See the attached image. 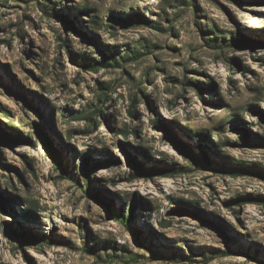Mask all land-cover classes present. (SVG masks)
Here are the masks:
<instances>
[{"label": "rangeland", "instance_id": "374dc122", "mask_svg": "<svg viewBox=\"0 0 264 264\" xmlns=\"http://www.w3.org/2000/svg\"><path fill=\"white\" fill-rule=\"evenodd\" d=\"M0 264H264V0H0Z\"/></svg>", "mask_w": 264, "mask_h": 264}, {"label": "trees", "instance_id": "16d2710c", "mask_svg": "<svg viewBox=\"0 0 264 264\" xmlns=\"http://www.w3.org/2000/svg\"><path fill=\"white\" fill-rule=\"evenodd\" d=\"M85 66L87 65V66H92V64H90V63H86L85 62V64H84ZM197 88H198V90L201 92L202 90H204L205 88L204 87H199V86H197ZM207 89V88H206ZM135 111H134V109H130V114L131 115H134L135 113H134ZM37 131L39 132V134L43 137V135H44V133L42 132V130H40V128H37ZM54 156H55V158L58 160V161H61V156H60V154L58 153V152H54ZM136 166L139 168V167H141V165H140V163H136ZM24 235V234H23ZM36 239H39V237H35Z\"/></svg>", "mask_w": 264, "mask_h": 264}]
</instances>
